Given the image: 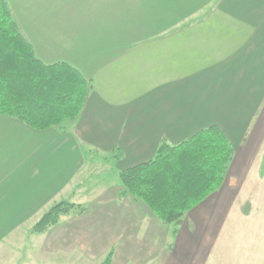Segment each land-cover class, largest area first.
I'll return each mask as SVG.
<instances>
[{
  "label": "crops",
  "instance_id": "obj_1",
  "mask_svg": "<svg viewBox=\"0 0 264 264\" xmlns=\"http://www.w3.org/2000/svg\"><path fill=\"white\" fill-rule=\"evenodd\" d=\"M7 2L37 57L93 91L62 128L0 116V264H99L111 251V264H264V0ZM212 126L233 160L173 232L118 174ZM72 198L85 214L34 237Z\"/></svg>",
  "mask_w": 264,
  "mask_h": 264
},
{
  "label": "trees",
  "instance_id": "obj_2",
  "mask_svg": "<svg viewBox=\"0 0 264 264\" xmlns=\"http://www.w3.org/2000/svg\"><path fill=\"white\" fill-rule=\"evenodd\" d=\"M93 85L66 63L44 64L23 34L7 0H0V116L46 132L80 118ZM234 148L217 126L179 145L163 140L155 157L119 172L125 193L144 204L161 224L173 228L218 191L233 160ZM123 157L120 152L113 159ZM86 207L69 201L52 206L33 226L41 235L65 217H80ZM111 251L100 264H111Z\"/></svg>",
  "mask_w": 264,
  "mask_h": 264
},
{
  "label": "rangeland",
  "instance_id": "obj_3",
  "mask_svg": "<svg viewBox=\"0 0 264 264\" xmlns=\"http://www.w3.org/2000/svg\"><path fill=\"white\" fill-rule=\"evenodd\" d=\"M101 178V177H100ZM99 178V179H100ZM101 180V179H100ZM108 181V178H107V174H105V175H103V181ZM70 201H72L73 203H78V198L76 199V198H72V200H70ZM58 203V202H57ZM52 206H50V208H51ZM50 208H48V210L50 209ZM41 219V218H40ZM37 223V222H36ZM33 228V227H32ZM34 237H37L36 235H34ZM59 260H57V264H85V263H83V262H81V261H79V260H74V261H72L71 263H70V260H64V261H59ZM103 261V260H102ZM101 261V262H102ZM100 262V263H101ZM99 263V264H100ZM25 264H26V262H25ZM27 264H51V263H49V262H46V263H42V262H40V261H38L37 259H36V255L35 254H33L32 253V255L30 256V257H28L27 258Z\"/></svg>",
  "mask_w": 264,
  "mask_h": 264
}]
</instances>
